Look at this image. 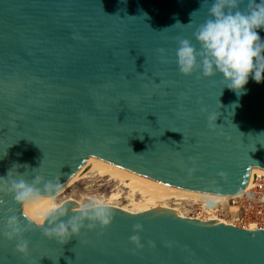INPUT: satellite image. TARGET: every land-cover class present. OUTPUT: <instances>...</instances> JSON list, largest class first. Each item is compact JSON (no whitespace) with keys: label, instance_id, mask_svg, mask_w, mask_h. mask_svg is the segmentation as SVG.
I'll return each instance as SVG.
<instances>
[{"label":"water","instance_id":"obj_1","mask_svg":"<svg viewBox=\"0 0 264 264\" xmlns=\"http://www.w3.org/2000/svg\"><path fill=\"white\" fill-rule=\"evenodd\" d=\"M211 3L0 0V176L19 164L17 179L61 182L96 155L193 189L254 180L250 168H264V82L250 77L238 96L222 74L185 75L176 62L181 39L200 47L194 33ZM12 214L25 224L14 195L0 192V264H264L263 229L117 212L66 244L30 226L25 256L3 234Z\"/></svg>","mask_w":264,"mask_h":264},{"label":"clouds","instance_id":"obj_2","mask_svg":"<svg viewBox=\"0 0 264 264\" xmlns=\"http://www.w3.org/2000/svg\"><path fill=\"white\" fill-rule=\"evenodd\" d=\"M245 3L247 7L242 10L240 6ZM208 12L209 18L194 33L200 47L197 48L187 38L179 41L176 49L179 70L185 75L199 73L198 78L222 74L224 87L235 91L238 96L242 95L250 77L257 83L264 82V39L258 31L264 28V0H212ZM191 23L192 20L188 24ZM208 119L211 127L217 118L210 115ZM21 166L14 164L12 169ZM12 169L7 178L0 176V192L13 194L15 201L26 209L42 203L46 197L55 201L61 189L58 178L47 179L38 174L29 182L23 176L17 179ZM69 204V201L53 203L39 216L26 212L28 225L23 224L17 215H9L3 234L9 240L17 241L16 250L27 256L30 241L23 234L32 224L43 226L46 237L66 244L85 228L104 229L114 222L112 201L103 195H87L75 207ZM70 211L73 213L71 216ZM134 231H143V225L135 224ZM130 240L137 247L142 246L139 234L131 236Z\"/></svg>","mask_w":264,"mask_h":264},{"label":"bare ground","instance_id":"obj_3","mask_svg":"<svg viewBox=\"0 0 264 264\" xmlns=\"http://www.w3.org/2000/svg\"><path fill=\"white\" fill-rule=\"evenodd\" d=\"M90 160V164L78 171L71 173L66 176L61 182V189L57 193H61L65 188L69 186L75 180L86 176L90 172H96L102 176H107L110 179L117 180L121 184H123L126 188L130 190V192L135 194H140L143 199H136L135 197H131L132 208H129L127 205H113L114 212L129 214V215H158V214H166V215H175L178 217H187L184 215L181 210L176 207L173 208L168 205V201L173 199L196 202L200 201L205 206L217 203V202H226L227 199L236 197L241 195L245 189L253 182V179L246 185L242 186L239 189L230 192H218V191H210V190H201V189H193L185 186H180L172 183H167L160 179L154 178L152 176L146 175L134 169L128 168L106 158H102L96 155H88ZM252 172L255 174V177L264 174V168L259 166H252L250 168ZM56 194V195H57ZM120 194L115 193L114 198H119ZM194 198V199H188ZM200 198V199H198ZM66 201H69L70 207H75L80 202L74 200L73 198H69ZM55 201L49 200L47 197L44 201L34 207L26 209L21 204V215L22 220L25 224H29V219L26 217V212H31L33 215L39 216L46 209L50 208ZM63 203V202H61ZM182 204V203H181ZM233 209V208H231ZM212 222H220L225 224H231L228 220L224 218H213L209 223ZM31 226H37V224H32ZM252 229V227H249Z\"/></svg>","mask_w":264,"mask_h":264},{"label":"built area","instance_id":"obj_4","mask_svg":"<svg viewBox=\"0 0 264 264\" xmlns=\"http://www.w3.org/2000/svg\"><path fill=\"white\" fill-rule=\"evenodd\" d=\"M183 202L187 212L195 215L187 216L189 218L206 223L213 218H224L239 227L264 230V174L255 177L241 195L229 198L224 203L217 202L205 206L200 201Z\"/></svg>","mask_w":264,"mask_h":264},{"label":"rangeland","instance_id":"obj_5","mask_svg":"<svg viewBox=\"0 0 264 264\" xmlns=\"http://www.w3.org/2000/svg\"><path fill=\"white\" fill-rule=\"evenodd\" d=\"M119 193V198H114V194ZM91 194L103 195L105 198L110 199L113 205H127L129 208H132L130 198L133 196L136 199H143L140 194L133 195L128 188L117 180L110 179L107 176H102L96 172H90L86 176L79 178L69 184L65 190L56 195L55 203L65 202L69 198L81 202L83 197ZM194 199V198H188ZM200 199V198H198ZM184 200V199H182ZM182 200L173 199L168 201V205L181 210L184 215L195 216L187 212L188 210L184 207V202ZM183 203V204H181Z\"/></svg>","mask_w":264,"mask_h":264}]
</instances>
